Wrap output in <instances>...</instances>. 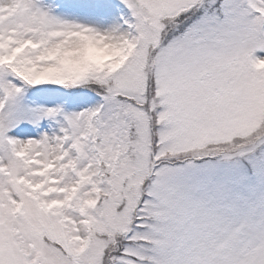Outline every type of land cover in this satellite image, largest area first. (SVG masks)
<instances>
[{
	"label": "snow or ice",
	"instance_id": "1",
	"mask_svg": "<svg viewBox=\"0 0 264 264\" xmlns=\"http://www.w3.org/2000/svg\"><path fill=\"white\" fill-rule=\"evenodd\" d=\"M0 264H264V0H0Z\"/></svg>",
	"mask_w": 264,
	"mask_h": 264
}]
</instances>
